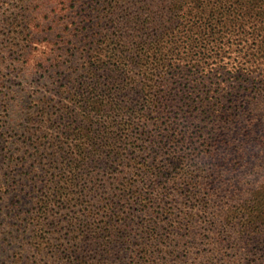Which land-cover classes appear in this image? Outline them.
<instances>
[{
  "label": "trees",
  "instance_id": "16d2710c",
  "mask_svg": "<svg viewBox=\"0 0 264 264\" xmlns=\"http://www.w3.org/2000/svg\"><path fill=\"white\" fill-rule=\"evenodd\" d=\"M60 2L49 28L7 19L23 62L48 48L0 90L4 264H264V0Z\"/></svg>",
  "mask_w": 264,
  "mask_h": 264
},
{
  "label": "rangeland",
  "instance_id": "374dc122",
  "mask_svg": "<svg viewBox=\"0 0 264 264\" xmlns=\"http://www.w3.org/2000/svg\"><path fill=\"white\" fill-rule=\"evenodd\" d=\"M58 1V0H57ZM56 0H27V4L22 7V2L20 0H0V62L5 58L7 62L3 65L0 64V90L8 92V86H9V92H14V97H17V91L20 88H24L26 85L34 82L38 78V74L34 72L35 68V57L38 56V53L44 52V48H48L46 46H40L37 49H34V56L31 57L27 62L22 61V57L20 56V51L23 50V45H26L25 42H28L25 33L21 34L20 32L14 31V28L12 26H9L7 24V19L12 18L16 15H20L22 12L23 18L20 19V23H25V19L29 20V24H32L33 22H36V24H40L41 26L50 27V22H52L53 12L54 10L57 13L58 8L62 7L61 0L59 3ZM62 9H65V6L63 5ZM79 7H70L67 11V17L65 16L64 20L63 18L58 19V22H62L63 25H59V23H54V27L51 29H47L45 32H42L40 34V40L45 42V38L50 40L49 49L51 48H57V39L60 34H64L65 32L59 31V28H63L65 26V23L70 21L73 16H79ZM58 15V13H57ZM82 15L79 16V18ZM32 18L34 21H32ZM85 24V23H84ZM30 29L33 27L29 25ZM47 32V35H46ZM12 43L16 44V52L14 54L11 53L12 49H9ZM38 45V44H37ZM24 66L25 70L18 74H16V71L11 72L10 70L14 67L19 68L20 66ZM7 67V68H6ZM11 96V94H9ZM26 98V95H24V100ZM10 109L9 112L15 109L16 102H10ZM21 111V109H16L14 114H17ZM5 112L0 107V127L2 132L7 130L6 123L2 122L1 120L4 118ZM17 136L16 130L10 131V136H8V133H5L4 137H0V152L2 154H5L6 149H10L7 153V155H13L10 156L11 160H17L19 152L16 151L18 148V145L13 143V140ZM7 158V157H6ZM3 167V171H4ZM223 189V188H222ZM226 193L223 191L220 197H214L212 201L209 203L210 206L217 209L218 203L220 204L221 208L225 207L226 202ZM208 206V204H207ZM2 211L0 210V214ZM6 226H3L0 224V264H4V262H7L10 259L17 258L15 254L19 256L20 251V241L18 239H12L9 237L7 233H5ZM203 249V247H202ZM229 252V253H228ZM235 251L227 250L226 253H228V257H225L226 260L232 259V254ZM245 259V258H244ZM230 264V263H229Z\"/></svg>",
  "mask_w": 264,
  "mask_h": 264
}]
</instances>
